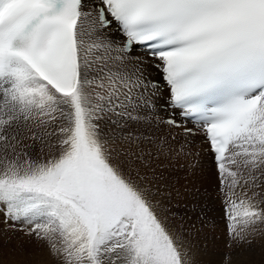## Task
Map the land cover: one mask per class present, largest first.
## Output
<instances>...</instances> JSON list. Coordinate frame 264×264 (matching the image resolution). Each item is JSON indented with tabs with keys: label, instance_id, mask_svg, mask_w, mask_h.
Wrapping results in <instances>:
<instances>
[{
	"label": "snow or ice",
	"instance_id": "1",
	"mask_svg": "<svg viewBox=\"0 0 264 264\" xmlns=\"http://www.w3.org/2000/svg\"><path fill=\"white\" fill-rule=\"evenodd\" d=\"M198 134L255 264L264 0H0V212L55 264H198L165 207Z\"/></svg>",
	"mask_w": 264,
	"mask_h": 264
},
{
	"label": "rangeland",
	"instance_id": "2",
	"mask_svg": "<svg viewBox=\"0 0 264 264\" xmlns=\"http://www.w3.org/2000/svg\"><path fill=\"white\" fill-rule=\"evenodd\" d=\"M189 163L195 164L194 175L189 176L186 169L172 173L168 189L171 198L165 202L169 223L183 234L193 248L192 253H198V264H222V257L228 251V230L217 171L212 163L205 164V170L197 161ZM3 221L0 212V264H55L45 247L29 241Z\"/></svg>",
	"mask_w": 264,
	"mask_h": 264
},
{
	"label": "bare ground",
	"instance_id": "3",
	"mask_svg": "<svg viewBox=\"0 0 264 264\" xmlns=\"http://www.w3.org/2000/svg\"><path fill=\"white\" fill-rule=\"evenodd\" d=\"M155 75V73H154ZM198 145L197 151H199V155L195 157L192 161H197V164L202 170H205V164H210L213 162V157L211 153H206L204 149L207 146H203L201 144V140H196ZM193 249V248H191ZM197 250V249H196ZM198 254V253H196ZM195 254V258L197 257ZM251 255L252 259L254 260L255 264H261L262 259H264V239L257 238L251 246ZM203 256V255H202Z\"/></svg>",
	"mask_w": 264,
	"mask_h": 264
}]
</instances>
